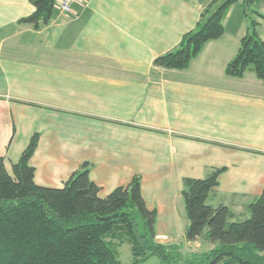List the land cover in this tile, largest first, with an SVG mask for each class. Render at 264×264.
Returning <instances> with one entry per match:
<instances>
[{
	"label": "crops",
	"instance_id": "0c3cea01",
	"mask_svg": "<svg viewBox=\"0 0 264 264\" xmlns=\"http://www.w3.org/2000/svg\"><path fill=\"white\" fill-rule=\"evenodd\" d=\"M211 1L79 0L34 30L18 23L34 12L29 0H0L5 169L36 135L29 164L38 186L60 188L86 165L103 198L137 177L157 240L184 245V181L221 170L208 205L248 218L264 188V82L251 71L225 74L245 35L242 3L186 70L153 66ZM254 9L264 16V0ZM257 33L264 42V21Z\"/></svg>",
	"mask_w": 264,
	"mask_h": 264
},
{
	"label": "trees",
	"instance_id": "16d2710c",
	"mask_svg": "<svg viewBox=\"0 0 264 264\" xmlns=\"http://www.w3.org/2000/svg\"><path fill=\"white\" fill-rule=\"evenodd\" d=\"M29 2L34 12L18 23L34 30L47 27L55 0ZM237 2L243 5L246 29L225 74L242 78L251 71L264 82V42L257 33L264 16L254 9V0H212L195 27L176 48L157 57L153 66L186 70L207 42L222 37L224 18ZM36 146L34 135L10 172L0 159V264H121L117 252L121 245H128L130 264L151 258L160 264H264V188L248 207L249 217L231 221L229 208L207 203L221 170L204 179L185 180L184 242L212 245L207 251L185 254L183 243L157 240L156 211L146 207L139 178L102 198L83 165L62 187H41L35 184L29 164Z\"/></svg>",
	"mask_w": 264,
	"mask_h": 264
},
{
	"label": "rangeland",
	"instance_id": "374dc122",
	"mask_svg": "<svg viewBox=\"0 0 264 264\" xmlns=\"http://www.w3.org/2000/svg\"><path fill=\"white\" fill-rule=\"evenodd\" d=\"M176 243L182 244L183 240L178 239L175 240ZM183 244V252L185 254H188L189 252H201L209 249L211 246L209 244L200 245V243H197L199 246H194L193 243ZM128 246V245H127ZM210 246V247H209ZM119 249H117V252H120L118 254V260L121 262V264H130L132 261V256L130 250L126 247V245L118 246ZM144 264H160L156 258H151L150 260L146 261Z\"/></svg>",
	"mask_w": 264,
	"mask_h": 264
},
{
	"label": "built area",
	"instance_id": "2783aa9c",
	"mask_svg": "<svg viewBox=\"0 0 264 264\" xmlns=\"http://www.w3.org/2000/svg\"><path fill=\"white\" fill-rule=\"evenodd\" d=\"M79 0H59L54 3V7L59 10L63 14H67L70 12L73 4L78 2Z\"/></svg>",
	"mask_w": 264,
	"mask_h": 264
}]
</instances>
